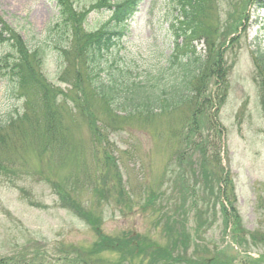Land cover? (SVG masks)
I'll use <instances>...</instances> for the list:
<instances>
[{"label":"rangeland","instance_id":"rangeland-1","mask_svg":"<svg viewBox=\"0 0 264 264\" xmlns=\"http://www.w3.org/2000/svg\"><path fill=\"white\" fill-rule=\"evenodd\" d=\"M70 1L83 10L97 0ZM178 3L142 1L99 60L97 82H153L159 72L155 80L169 83L178 72L177 60L166 62ZM56 14L52 0H0V15L40 50L41 80L51 88L35 75L18 84L0 69V264H154L155 253L174 258V245L182 253L183 225L187 258L217 255L232 264L264 258V59L256 57L264 55V0L213 1L212 28L227 33L228 73L208 110L213 130L190 140L181 129L197 107L145 112L140 106L128 113L93 92L85 68L65 69L56 47L69 38L62 24L54 27ZM109 14L93 10L82 27L102 29ZM195 45L205 57V44ZM7 50L2 44L0 55ZM217 80L212 75L207 89ZM197 141L219 175L210 186ZM226 186L237 220L221 213ZM66 195L79 211L67 206ZM233 222L257 233L255 241L238 244ZM99 238L111 243L109 250L91 251Z\"/></svg>","mask_w":264,"mask_h":264},{"label":"trees","instance_id":"trees-1","mask_svg":"<svg viewBox=\"0 0 264 264\" xmlns=\"http://www.w3.org/2000/svg\"><path fill=\"white\" fill-rule=\"evenodd\" d=\"M52 1L55 2L57 9V14L53 21L55 22L54 27L62 24V34L64 38H69V42L65 39L66 46L60 45L56 47L62 58V62L66 63L65 69H75L80 72L85 68L86 76L91 82V88L99 98L111 104L112 107L115 105L114 102L118 103V105H125L124 110L128 113L140 106H143L145 112H165L177 106L179 107L182 104H188L189 106H195L197 108L192 111L189 118L192 120L189 127L181 129V138L190 140L193 137L201 135L203 130L207 131V133L213 130L210 121V119L212 120V114L209 113L208 116V110L214 105L216 98L218 99V96H220L219 89L221 81L223 78H226L228 73V67L223 60L222 51L227 35L226 30L218 32L212 28L216 24L211 18L214 0H178L176 20L171 24L175 36L173 49L170 54L171 58L168 55L166 60V62H173L174 59L177 60L178 72L169 83H162L155 80L159 78L160 73L158 72L154 74L155 79L153 82L151 79H147L142 83L141 81L135 82L131 80L119 81L118 84L111 83L109 85L98 83L96 80L99 60L101 61L104 55L114 47L123 33L121 26L136 13L139 5L144 0H97L83 10L77 9L70 0ZM102 8H106L110 13L108 22L103 25L102 29L95 31H87L84 29L82 26L86 22L87 15L93 10L99 11ZM196 42L205 44L207 50L205 57L197 53ZM0 44H5L8 47V50L0 55V69H5L13 77H16L18 84L26 75H35L41 80L39 71L41 66L40 50L30 49L27 46V42L23 39V36L13 26L7 23L1 15ZM256 57L258 59H264L263 54H258ZM262 63H264V60ZM212 75H215L218 80L216 81V88L209 90L207 86ZM220 79L221 81H219ZM41 85L51 90L42 80ZM77 85L76 83L75 87ZM117 91L122 97L121 101L118 99L120 96L117 94ZM44 100L49 104L47 97ZM198 116L210 122H195L196 119L194 117ZM52 118L55 117L52 116ZM193 148H198V152L201 154L202 160L200 166L206 177L205 186H210L211 183L219 179L218 172L213 166L214 161H211V166L209 162L206 164L204 152L200 149L201 147L198 141ZM193 148H190V150H195ZM109 190V188H106V191ZM223 195L225 202L223 200H221L222 202L220 201L221 213L225 218L231 217L234 220L236 219V215L234 214L236 211L233 206V198L231 200L232 192L228 186L224 188ZM62 199L66 201L68 207L79 211V205H77L76 199L73 196L66 195ZM84 212L86 211H82V215L79 216L88 221L91 217ZM233 225V234L238 238V244L248 246V241H255L257 233L253 234V232L243 231L237 222H233ZM181 230H183L181 234L184 236L182 238L184 239L183 243L185 246H183L182 253L174 245V251L172 249L170 250L175 253L174 258L169 255L163 256L155 253L154 262L151 261L152 263L232 264L231 261L230 263L229 261L218 262L217 255H213L208 259H203V256H200V259L187 258L183 252L187 250L186 243L189 236L184 231V225ZM262 233L260 232V234ZM109 244L111 245L110 242L104 245L102 238H99L91 251L98 248L109 250ZM199 249L208 251L207 248ZM82 264L87 263L83 262ZM244 264H264V258L263 256H258L257 258L246 261Z\"/></svg>","mask_w":264,"mask_h":264}]
</instances>
